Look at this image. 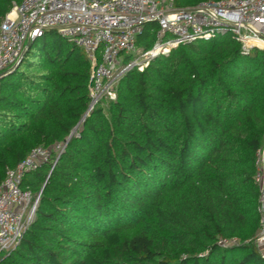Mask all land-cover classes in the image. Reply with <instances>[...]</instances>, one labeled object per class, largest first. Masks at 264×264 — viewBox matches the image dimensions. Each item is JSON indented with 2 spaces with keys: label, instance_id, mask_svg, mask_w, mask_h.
Returning <instances> with one entry per match:
<instances>
[{
  "label": "trees",
  "instance_id": "1",
  "mask_svg": "<svg viewBox=\"0 0 264 264\" xmlns=\"http://www.w3.org/2000/svg\"><path fill=\"white\" fill-rule=\"evenodd\" d=\"M22 2L0 0V26ZM158 30L145 26L139 56ZM90 72L83 50L49 30L2 80L0 184L34 149L69 140L25 175L21 188L41 194L36 217L0 264H264V50L244 54L221 37L172 49L126 73L117 100L70 138L89 108Z\"/></svg>",
  "mask_w": 264,
  "mask_h": 264
},
{
  "label": "built area",
  "instance_id": "2",
  "mask_svg": "<svg viewBox=\"0 0 264 264\" xmlns=\"http://www.w3.org/2000/svg\"><path fill=\"white\" fill-rule=\"evenodd\" d=\"M151 23H157L159 30L154 49L142 56L153 55L149 61L181 45L228 34L244 54L264 50V0L205 1L187 9L176 8L174 0H23L0 26V90L2 80L19 64L29 44L55 30L82 49L91 65L90 103L84 122L103 99L115 101L117 80L133 64L125 65L124 58L141 53L137 37ZM68 140L38 147L8 170L0 184V255L19 247L36 217L41 194L35 199L31 191L21 188L25 175L52 157L58 159ZM256 165L261 220L255 244L264 258V145L257 151ZM234 243L220 242L224 246Z\"/></svg>",
  "mask_w": 264,
  "mask_h": 264
},
{
  "label": "rangeland",
  "instance_id": "3",
  "mask_svg": "<svg viewBox=\"0 0 264 264\" xmlns=\"http://www.w3.org/2000/svg\"><path fill=\"white\" fill-rule=\"evenodd\" d=\"M14 8V7H13ZM57 37L55 36V39H56ZM172 38V36H169L168 37V40L169 39H171ZM221 38H224V39H231L232 40V36L230 35V34H228V35H225L224 37H221ZM98 55L100 56V52L98 53ZM149 62V60L148 59H146L145 57H142V56H139V55H136V58L133 60V64H135V65H133L132 63V66H131V69L129 70V71H131V70H133V69H137V70H139V71H143L144 70V68H146V66H147V63ZM128 71V72H129ZM127 72V73H128ZM126 74V73H125ZM124 74V75H125ZM123 75V76H124ZM123 76L121 75L120 77H119V79L117 80V83H116V86H115V90L116 91H118V86H119V83H120V80L123 78ZM117 100V98L115 99V101ZM112 101H114V100H111V99H109V98H107V99H103L102 100V102H103V105H104V107L107 109L108 108V106H109V103L110 102H112ZM101 102V103H102ZM100 103V104H101ZM99 104V105H100ZM88 118V117H87ZM86 121V120H85ZM84 121V122H85ZM84 122H82L81 121V124H79V126H78V128H77V130H76V132H75V134H74V136H78L79 135V133H80V131L82 130V128H83V124H84ZM37 197H35V199H36Z\"/></svg>",
  "mask_w": 264,
  "mask_h": 264
},
{
  "label": "bare ground",
  "instance_id": "4",
  "mask_svg": "<svg viewBox=\"0 0 264 264\" xmlns=\"http://www.w3.org/2000/svg\"><path fill=\"white\" fill-rule=\"evenodd\" d=\"M152 56H153V55H149V56L146 57V59H147V58H150V57H152Z\"/></svg>",
  "mask_w": 264,
  "mask_h": 264
},
{
  "label": "water",
  "instance_id": "5",
  "mask_svg": "<svg viewBox=\"0 0 264 264\" xmlns=\"http://www.w3.org/2000/svg\"><path fill=\"white\" fill-rule=\"evenodd\" d=\"M31 44H29V46H30ZM73 136V133L71 134V136H70V138Z\"/></svg>",
  "mask_w": 264,
  "mask_h": 264
}]
</instances>
